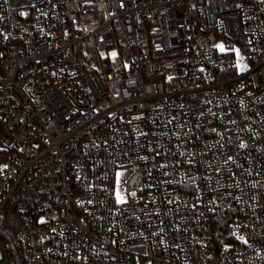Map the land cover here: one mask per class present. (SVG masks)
<instances>
[{
  "label": "built area",
  "instance_id": "built-area-1",
  "mask_svg": "<svg viewBox=\"0 0 264 264\" xmlns=\"http://www.w3.org/2000/svg\"><path fill=\"white\" fill-rule=\"evenodd\" d=\"M0 121L24 264H264V0H0Z\"/></svg>",
  "mask_w": 264,
  "mask_h": 264
},
{
  "label": "trees",
  "instance_id": "trees-1",
  "mask_svg": "<svg viewBox=\"0 0 264 264\" xmlns=\"http://www.w3.org/2000/svg\"><path fill=\"white\" fill-rule=\"evenodd\" d=\"M4 130L0 121V139ZM6 158V152L0 147V164ZM20 218L16 206L8 203L0 212V239L7 247L14 264H24L21 247L17 240Z\"/></svg>",
  "mask_w": 264,
  "mask_h": 264
},
{
  "label": "rangeland",
  "instance_id": "rangeland-1",
  "mask_svg": "<svg viewBox=\"0 0 264 264\" xmlns=\"http://www.w3.org/2000/svg\"><path fill=\"white\" fill-rule=\"evenodd\" d=\"M127 175H128V171L127 170H124V171H121L118 174V176H117V182H116V185H117V194H119L121 196H122L121 184L126 179Z\"/></svg>",
  "mask_w": 264,
  "mask_h": 264
},
{
  "label": "snow or ice",
  "instance_id": "snow-or-ice-1",
  "mask_svg": "<svg viewBox=\"0 0 264 264\" xmlns=\"http://www.w3.org/2000/svg\"><path fill=\"white\" fill-rule=\"evenodd\" d=\"M22 15H24V14L22 13ZM217 47H219L221 49V51L224 50L223 49V45H218ZM113 55H115V53H113ZM237 55H239V54L237 53ZM237 64H238V67H240V70L241 71H243L245 69V67H246V66L242 65V63H241V61L239 59L237 61ZM240 147L243 148V147H245V145L244 144H241ZM132 195L134 196L135 193H132ZM118 202H121V203L124 202L123 198L120 197L119 194H118ZM241 239H243V237H241Z\"/></svg>",
  "mask_w": 264,
  "mask_h": 264
}]
</instances>
